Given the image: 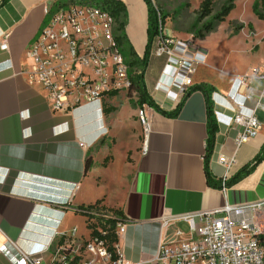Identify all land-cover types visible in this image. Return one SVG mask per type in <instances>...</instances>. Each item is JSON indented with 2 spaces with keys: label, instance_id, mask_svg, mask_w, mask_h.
<instances>
[{
  "label": "crops",
  "instance_id": "crops-1",
  "mask_svg": "<svg viewBox=\"0 0 264 264\" xmlns=\"http://www.w3.org/2000/svg\"><path fill=\"white\" fill-rule=\"evenodd\" d=\"M54 1L9 0L0 6V246L7 242L30 254L46 251L62 234L74 228L78 234V227H73L82 215L78 206L102 200L125 215L126 231L119 241L124 259L129 264H158L155 257L162 239H177V230L182 237L190 235L185 216L220 211L227 203L264 202V158L225 192L207 182V101L196 86L211 88L218 130L209 169L215 180L220 181L225 171L218 162L221 154L236 153L233 177L264 145V113H259L260 133L236 150L239 128L227 123L236 112L250 113L254 107V101L239 92L237 81L244 73L252 75L253 69L231 71L226 61L215 62L213 49L204 43L216 29L197 40L206 61L197 67L193 90L179 109L176 100L153 90L163 61L150 60L144 83L152 100L147 103L152 128L143 153L139 105L130 102L131 108L122 112L115 101L122 92L54 113L42 89L30 85L22 74L28 65L26 51L45 20L44 7ZM122 1L127 8V41L142 59L148 43L147 4ZM257 70L260 73L256 69L253 75ZM254 81L263 84L255 87ZM251 84L260 91L264 80L253 78ZM258 218L264 225V205ZM0 264L12 263L0 253Z\"/></svg>",
  "mask_w": 264,
  "mask_h": 264
},
{
  "label": "built area",
  "instance_id": "built-area-1",
  "mask_svg": "<svg viewBox=\"0 0 264 264\" xmlns=\"http://www.w3.org/2000/svg\"><path fill=\"white\" fill-rule=\"evenodd\" d=\"M66 1L45 5V20L26 51L28 65L22 70L30 85L42 89L54 113L68 112L111 93L128 92L134 87L135 75L141 74L131 70L117 38V21L109 9L86 0ZM197 40L193 35L180 39L166 34L160 18L158 32L150 42L147 66L153 58L163 61L153 90L164 92L178 105L192 90L197 67L206 61V51ZM1 48L7 49L8 44L2 43ZM253 78L264 80V75L257 70L254 75L237 78L239 92L247 100H253L254 107L250 113L236 112L227 123L228 127L239 128L236 150L256 137L262 128L259 113H264V87L258 91L251 84ZM147 110L146 102L137 109L144 135L143 153L147 152L152 128ZM218 162L225 169L220 187L225 192L236 153L221 154ZM263 205V201L227 203L220 211L185 216L190 235L182 237L184 233L177 230V239H162L155 260L158 264H264V225L258 218ZM218 212L224 215L218 216ZM245 212L250 217L233 216ZM90 214L97 223V217L104 220L116 217L108 209H93ZM97 230L106 233L101 225ZM125 231L126 220L119 219L115 227L118 237L115 259L104 239L90 234L87 238L78 237L77 228L62 234L52 247L40 253H26L16 245L14 250L7 242L0 246V253L12 264H129L119 246Z\"/></svg>",
  "mask_w": 264,
  "mask_h": 264
},
{
  "label": "rangeland",
  "instance_id": "rangeland-1",
  "mask_svg": "<svg viewBox=\"0 0 264 264\" xmlns=\"http://www.w3.org/2000/svg\"><path fill=\"white\" fill-rule=\"evenodd\" d=\"M143 1L145 2V0ZM151 1L163 15L167 16L164 24L166 34L176 38H190L197 34L203 23L211 19L206 18L199 21V8L203 0ZM225 2L226 0H214L213 13L219 12ZM256 2L257 0H234V7L225 21L218 25L214 34L205 40L204 44L213 49L215 62L219 64L226 61L228 69L231 71H240L247 66L244 72L251 71L249 69L252 67L253 70L250 72L252 75L256 69H260V74L264 75V20L255 13ZM123 52L128 61L131 60L128 50L124 48ZM141 69L140 66H131L133 73L139 72ZM242 76L251 75L244 73ZM261 83L263 84V81ZM261 83L254 81L255 87ZM135 89L124 91L115 99L122 112L125 113L128 107L131 108L130 102L136 107L141 104ZM121 151L122 148L119 146L118 152L121 153ZM78 217L77 223L73 227H78V237L87 238L90 231L86 227L85 217L83 215H78ZM185 231L187 232L188 229L185 228Z\"/></svg>",
  "mask_w": 264,
  "mask_h": 264
},
{
  "label": "trees",
  "instance_id": "trees-1",
  "mask_svg": "<svg viewBox=\"0 0 264 264\" xmlns=\"http://www.w3.org/2000/svg\"><path fill=\"white\" fill-rule=\"evenodd\" d=\"M9 0H3L0 3V6H3L6 4ZM70 2H75L79 0H68ZM89 2H94L96 4H100L103 7L109 9L113 16L115 17L117 21V38L122 46V49L124 51V48L128 50V53L130 55L131 60H129V63L131 66H140L142 67L141 69V74H138L133 82H134V87L133 89L136 90L138 96H139V101L142 103H151L152 100L148 97L147 91L145 88V83H144V75L145 71L147 68V62L149 58V46L150 42L158 32L159 28V20L161 18L162 24H165V20L167 18L166 15H163L160 10H158L157 7H155L152 3L151 0H145L147 7H148V28H147V33H148V43H147V50L144 55L143 59H139L136 56L135 51L133 48L129 45L127 38H126V17H127V8L125 3L122 0H86ZM59 3H65L67 2L66 0H58ZM213 5H214V0H203L200 8H199V21H202L203 19L206 18H211L209 21H206L205 23L202 24L201 28L198 30L197 34L193 35L195 39L198 38H204L207 36L209 33L213 32L218 25L225 21L227 15L230 13V11L234 7V0H226V2L223 4L221 7L220 11L217 13H213ZM255 13L256 15L264 20V0H257L256 5H255ZM198 37V38H197ZM200 88L202 89L205 94H206V101H207V113H208V140H207V146H206V156H205V161H206V178L207 182L210 186L212 187H221V180L217 181L212 177V174L209 169V159L212 155V152L214 150V145L216 141V134H217V122L214 116L213 112V105L210 101V93H211V88H209L207 85H198L194 89ZM193 90V89H192ZM117 93H111L110 95H116ZM183 102V101H182ZM182 102L179 104V107L181 106ZM108 111L107 108H105L104 105V111ZM264 158V145L260 152L256 155L255 159L251 164L246 165L243 167L236 175L233 177H230L227 180V185L230 186L233 183L237 182L241 178L245 177L248 175L254 168L255 166L262 161ZM109 160V157L106 158L105 162ZM90 167V160L88 159L86 161V169ZM93 209H108L109 211L113 212V214L116 216L115 218H110L107 220H104L102 218H96L98 223L96 221H93L91 218L93 217L90 214V210ZM78 212H80L83 216H85L86 220V227L90 231L91 236H99L100 238L104 239L109 247V249L114 253L113 258H117V255L115 254V245L118 243V237L115 233V227L117 221L120 220H126L125 215L121 209L118 208H113V207H108L106 206L102 200H98L95 203L88 204V205H80L77 207ZM101 225L103 228V231H105V234L100 233L97 230V227Z\"/></svg>",
  "mask_w": 264,
  "mask_h": 264
}]
</instances>
